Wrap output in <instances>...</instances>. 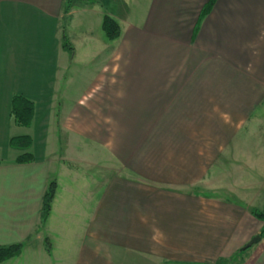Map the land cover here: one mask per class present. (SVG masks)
I'll use <instances>...</instances> for the list:
<instances>
[{"label": "crops", "instance_id": "0c3cea01", "mask_svg": "<svg viewBox=\"0 0 264 264\" xmlns=\"http://www.w3.org/2000/svg\"><path fill=\"white\" fill-rule=\"evenodd\" d=\"M98 1L113 40L90 23ZM207 2L0 0V247L22 244L0 264H264V237L240 250L264 210V0H215L200 19ZM24 135L34 159L18 163ZM79 212L59 257L45 233Z\"/></svg>", "mask_w": 264, "mask_h": 264}, {"label": "trees", "instance_id": "16d2710c", "mask_svg": "<svg viewBox=\"0 0 264 264\" xmlns=\"http://www.w3.org/2000/svg\"><path fill=\"white\" fill-rule=\"evenodd\" d=\"M215 0H208L204 5L200 13V19L208 13L211 9ZM72 0H66V7L64 13L67 14L71 8ZM102 30L105 36L113 40L117 38L120 34V27L118 23L110 16L104 15L101 24ZM197 28V27H196ZM63 45L70 49L66 36H63ZM11 114L14 120L19 126H29L33 115H34V103L23 95L16 94L11 99ZM32 140L29 136H14L9 140V145L13 148L24 150L25 152L20 154L16 158L18 163H26L33 161L34 157L27 149L31 146ZM56 191V183L54 181L50 182L42 197V208L41 217L42 220L46 219L51 210V203L54 198ZM253 214L262 221V227L259 232L261 237H264V210H254ZM22 244L15 243L8 246L0 247V262L5 261L11 257L18 256L21 252ZM219 264H230V262H222Z\"/></svg>", "mask_w": 264, "mask_h": 264}, {"label": "rangeland", "instance_id": "374dc122", "mask_svg": "<svg viewBox=\"0 0 264 264\" xmlns=\"http://www.w3.org/2000/svg\"><path fill=\"white\" fill-rule=\"evenodd\" d=\"M100 1L97 2V6H94L93 8L89 9L90 11H87L89 16H90V23H95V31L99 32L101 35H103V31L102 28L100 27L99 23L97 24V17L99 16V14L96 13L95 15V11L97 10H102L100 7ZM82 12H84V9L81 10ZM66 20V19H64ZM76 20V19H75ZM97 24V25H96ZM20 130H30V129H19ZM13 148V147H12ZM14 152L19 153V151L15 150L13 151V149H10V151L8 152V154H6L7 159H11L14 155ZM95 174H93L92 176H96V172L94 171ZM91 176V175H90ZM89 176V177H90ZM97 179V176L95 177V180ZM96 181L94 183H90L89 186L91 187V189L94 188V191L96 193H98L99 188L98 186L95 184ZM86 185L85 183H81V186ZM77 201L79 202V204L82 206L81 209L82 211L86 210L84 208V206H90V200L89 198L87 199H83V197L81 199L77 198ZM81 215L76 214V215H68L65 214L64 218L61 219L62 222V226H60L62 229L60 230V233L56 234V232H46V236H49L51 234L55 235V237L53 236L51 238V242L56 245L54 247H57L55 249L57 253V255L59 257H64V258H72L75 253L77 248L74 246V244H76L78 242V237H82L83 234V229H77L74 231V234L72 235V231L69 230V227L72 225V221L75 220L77 222V224H79V220H83L86 216L82 215V212H79ZM74 216L73 220L72 217ZM63 223H66L65 225H63ZM78 226V225H75ZM49 234V235H48ZM58 237V238H57ZM74 243V244H73Z\"/></svg>", "mask_w": 264, "mask_h": 264}, {"label": "water", "instance_id": "95a60500", "mask_svg": "<svg viewBox=\"0 0 264 264\" xmlns=\"http://www.w3.org/2000/svg\"><path fill=\"white\" fill-rule=\"evenodd\" d=\"M261 240V236L258 234L254 237H252L240 250H245L246 248L252 246L253 244L259 242Z\"/></svg>", "mask_w": 264, "mask_h": 264}]
</instances>
